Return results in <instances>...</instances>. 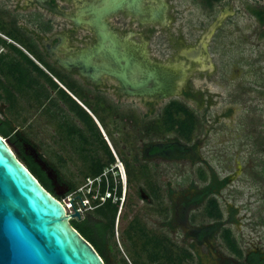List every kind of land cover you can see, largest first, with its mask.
<instances>
[{
    "label": "flooded vegetation",
    "instance_id": "1",
    "mask_svg": "<svg viewBox=\"0 0 264 264\" xmlns=\"http://www.w3.org/2000/svg\"><path fill=\"white\" fill-rule=\"evenodd\" d=\"M103 2L0 0L2 97L10 107L23 100L27 107L44 109L64 142L65 154L60 160L65 163L69 156H76L77 171L92 169L109 155L111 161L121 160L128 183L122 208L128 209L123 214V232L128 248L137 250L141 264V256H146L149 264H264L263 251L248 250L241 260L226 243L222 190L234 173L218 176L199 155V118L190 106L202 104L200 80L208 92L207 108L222 95L212 90L217 80L211 74L217 64L211 41L220 40V30L236 11L225 6L224 0H197L200 14L192 20L188 38L179 28L169 29L168 12L174 9L171 0H138L136 5L125 2L106 17L110 29L122 38L147 40L151 58L189 65L187 80L177 94L184 99L160 103L145 97L131 100L135 96L121 93L109 75L95 82L81 73L77 65L80 53L100 40L96 26L88 21L91 7L100 8ZM253 15L260 23L257 14ZM187 39L195 41L185 44ZM152 40H176L179 48L167 42L164 47H172L171 52L152 53ZM174 100L185 104L196 117L188 136L179 133L178 122L165 121L170 112L178 116ZM185 172L190 175L187 185H182L179 176ZM52 180L54 183L53 176ZM138 184L137 192L133 188ZM132 193H137L135 202ZM212 200L221 209V216L208 212ZM110 235L108 232L107 243ZM251 253L257 254L255 261ZM157 254L160 257L155 259ZM126 263L132 264L131 259Z\"/></svg>",
    "mask_w": 264,
    "mask_h": 264
},
{
    "label": "rangeland",
    "instance_id": "2",
    "mask_svg": "<svg viewBox=\"0 0 264 264\" xmlns=\"http://www.w3.org/2000/svg\"><path fill=\"white\" fill-rule=\"evenodd\" d=\"M171 1L174 9L168 12L171 18L169 29L175 31L179 28L188 38V28L200 14L197 0ZM224 5L236 13L224 23L219 32L220 40L211 41V51L217 64L216 72L211 74L217 80L212 90L222 95L216 97L217 102L212 107L207 108L208 92L200 80L202 104L190 103L199 118L197 136L202 143L197 151L215 168L218 176L234 173L233 180L222 190L221 208L226 226L231 228L244 252L253 249L264 252V26L251 11V7L264 6V0H224ZM167 42L178 47L176 40H152V46L160 52H170L172 47H164ZM171 98L184 99L177 95L160 103ZM131 100L139 101L141 98L131 97ZM26 105L21 100L16 107H10L0 93V117L11 121V126L24 143L19 145L11 136L4 138L23 163V153H34L36 158L42 159V166L51 170L58 196L52 194L61 199L73 189L70 182L78 185L83 179L76 169L78 159L74 155L67 156L65 163L58 159L65 154L60 133H56L55 125L48 122L44 109ZM237 162L239 168L236 167ZM188 174H180L182 185H187ZM139 185L133 188L137 192ZM131 198L134 202L138 200L137 193H132ZM127 213L128 209L124 208L116 216L114 232L105 243V256L102 258L110 264H127L130 259L132 264H141L137 250L128 248V240L124 236L123 214ZM87 214L94 216V210L84 212L80 218ZM218 240L215 239L214 243ZM141 259L144 261L142 264H149L146 256H141Z\"/></svg>",
    "mask_w": 264,
    "mask_h": 264
},
{
    "label": "water",
    "instance_id": "3",
    "mask_svg": "<svg viewBox=\"0 0 264 264\" xmlns=\"http://www.w3.org/2000/svg\"><path fill=\"white\" fill-rule=\"evenodd\" d=\"M125 2L136 5L138 0H104L102 7H91L88 21L96 26L100 40L80 53L77 65L81 73L95 82L109 75L120 92L129 96L162 100L179 94L187 80L188 64L155 60L147 40L122 38L110 29L106 17ZM203 45L207 50L206 43ZM151 52L159 51L153 48ZM36 160L44 164L42 159ZM44 169L52 178L51 170ZM73 207L75 213L68 215L62 202L42 185L0 133V264H106L94 245L71 224L70 215L81 216Z\"/></svg>",
    "mask_w": 264,
    "mask_h": 264
},
{
    "label": "trees",
    "instance_id": "4",
    "mask_svg": "<svg viewBox=\"0 0 264 264\" xmlns=\"http://www.w3.org/2000/svg\"><path fill=\"white\" fill-rule=\"evenodd\" d=\"M253 13L257 14L259 17V21L262 25H264V9L263 8H256L251 7ZM11 94H8L10 96ZM176 103L177 100H174ZM178 116H174L171 112L169 113V117L165 118L167 122L170 120L172 123L178 122V130L179 133L182 135H187L194 129L196 125V117L190 111V109L183 103H178L177 109ZM0 133L6 137L11 136L12 140L19 145H23L24 141L20 137L17 131H14L13 127L11 126V121L9 119L1 118L0 117ZM24 157L23 160L31 172L39 179L42 185L48 189L50 192H54V183L52 178L49 176L46 169L42 167V165L36 160L34 155L23 153ZM60 160V157L58 158ZM113 160V157L109 155L106 159H99V162L96 167L81 171V176L84 179L88 175H95L101 171L103 166ZM82 179V180H83ZM77 186V182H70V187L74 188ZM208 212L211 215H218L221 216L222 212L221 209L218 207L216 201L212 200L210 205L207 206ZM118 214V205L112 203L110 200L104 203L103 205L99 206L98 208L94 209V216L85 215L82 218H72L71 224L86 238L88 239L100 255L104 258V246L105 242L107 241V234H113L114 232V225L115 219ZM98 218V219H97ZM225 240L227 245L234 251L239 257L244 256V251L240 247L233 231L231 228H227L225 231ZM257 254L251 253L250 258L255 261ZM160 255L157 254L155 259L159 258ZM105 262L108 264L107 260Z\"/></svg>",
    "mask_w": 264,
    "mask_h": 264
},
{
    "label": "built area",
    "instance_id": "5",
    "mask_svg": "<svg viewBox=\"0 0 264 264\" xmlns=\"http://www.w3.org/2000/svg\"><path fill=\"white\" fill-rule=\"evenodd\" d=\"M127 184L125 166L119 158H116L114 161L106 163L99 173L86 176L80 184L68 190L59 200L64 205L68 215L75 213L73 205L82 215L84 212L94 210L109 200L118 205L119 214L126 200ZM69 217L72 219L77 216L73 214Z\"/></svg>",
    "mask_w": 264,
    "mask_h": 264
}]
</instances>
